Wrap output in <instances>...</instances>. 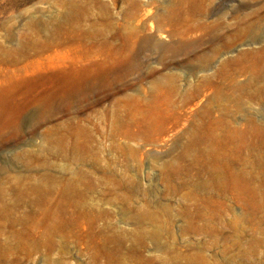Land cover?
I'll use <instances>...</instances> for the list:
<instances>
[{"label": "rangeland", "instance_id": "1", "mask_svg": "<svg viewBox=\"0 0 264 264\" xmlns=\"http://www.w3.org/2000/svg\"><path fill=\"white\" fill-rule=\"evenodd\" d=\"M0 264H264V0H0Z\"/></svg>", "mask_w": 264, "mask_h": 264}]
</instances>
